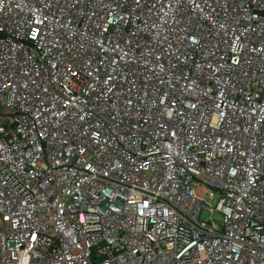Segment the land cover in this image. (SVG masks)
I'll return each instance as SVG.
<instances>
[{
  "label": "built area",
  "instance_id": "obj_1",
  "mask_svg": "<svg viewBox=\"0 0 264 264\" xmlns=\"http://www.w3.org/2000/svg\"><path fill=\"white\" fill-rule=\"evenodd\" d=\"M0 264H264V0H0Z\"/></svg>",
  "mask_w": 264,
  "mask_h": 264
},
{
  "label": "rangeland",
  "instance_id": "obj_2",
  "mask_svg": "<svg viewBox=\"0 0 264 264\" xmlns=\"http://www.w3.org/2000/svg\"><path fill=\"white\" fill-rule=\"evenodd\" d=\"M208 199H209V198H208ZM209 216H210V215H209ZM209 216H208V217H209ZM213 217H214L215 220H220L221 215H220V213H215Z\"/></svg>",
  "mask_w": 264,
  "mask_h": 264
}]
</instances>
